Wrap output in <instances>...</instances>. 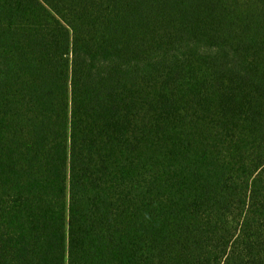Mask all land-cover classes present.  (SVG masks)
<instances>
[{"label":"trees","instance_id":"16d2710c","mask_svg":"<svg viewBox=\"0 0 264 264\" xmlns=\"http://www.w3.org/2000/svg\"><path fill=\"white\" fill-rule=\"evenodd\" d=\"M0 264H264V0H0Z\"/></svg>","mask_w":264,"mask_h":264}]
</instances>
